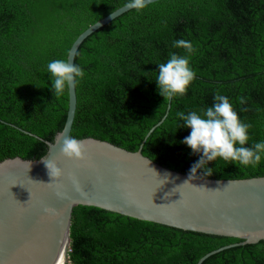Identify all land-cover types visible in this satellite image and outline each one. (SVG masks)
<instances>
[{"label":"trees","instance_id":"obj_1","mask_svg":"<svg viewBox=\"0 0 264 264\" xmlns=\"http://www.w3.org/2000/svg\"><path fill=\"white\" fill-rule=\"evenodd\" d=\"M131 1L0 0V160L46 154V140L67 119L72 43ZM75 84L72 140L92 136L138 150L170 103L142 148L146 156L204 177L264 175V0L134 7L82 42ZM71 220L65 264H197L242 240L93 205L75 206ZM202 264H264V239Z\"/></svg>","mask_w":264,"mask_h":264},{"label":"water","instance_id":"obj_2","mask_svg":"<svg viewBox=\"0 0 264 264\" xmlns=\"http://www.w3.org/2000/svg\"><path fill=\"white\" fill-rule=\"evenodd\" d=\"M154 1L126 3L77 36L67 55L69 108L63 129L53 141L46 140L48 150L40 158L17 155L0 160V264H65L77 205L242 239L206 253L197 264L223 249L264 239V175L198 176L143 153L147 138L167 117L170 103L138 150L92 136L70 138L78 101L75 58L80 45L120 14Z\"/></svg>","mask_w":264,"mask_h":264},{"label":"bare ground","instance_id":"obj_3","mask_svg":"<svg viewBox=\"0 0 264 264\" xmlns=\"http://www.w3.org/2000/svg\"><path fill=\"white\" fill-rule=\"evenodd\" d=\"M66 259H67V251H66Z\"/></svg>","mask_w":264,"mask_h":264},{"label":"rangeland","instance_id":"obj_4","mask_svg":"<svg viewBox=\"0 0 264 264\" xmlns=\"http://www.w3.org/2000/svg\"><path fill=\"white\" fill-rule=\"evenodd\" d=\"M67 260V259H66Z\"/></svg>","mask_w":264,"mask_h":264}]
</instances>
